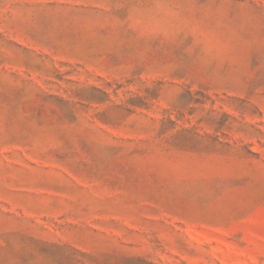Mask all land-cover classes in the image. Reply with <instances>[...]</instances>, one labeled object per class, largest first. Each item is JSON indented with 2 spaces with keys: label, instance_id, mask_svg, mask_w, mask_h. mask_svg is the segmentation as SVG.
I'll return each mask as SVG.
<instances>
[{
  "label": "rangeland",
  "instance_id": "374dc122",
  "mask_svg": "<svg viewBox=\"0 0 264 264\" xmlns=\"http://www.w3.org/2000/svg\"><path fill=\"white\" fill-rule=\"evenodd\" d=\"M0 264H264V0H0Z\"/></svg>",
  "mask_w": 264,
  "mask_h": 264
}]
</instances>
